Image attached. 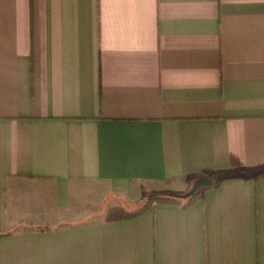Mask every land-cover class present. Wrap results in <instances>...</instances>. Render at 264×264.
<instances>
[{
    "label": "crops",
    "instance_id": "crops-1",
    "mask_svg": "<svg viewBox=\"0 0 264 264\" xmlns=\"http://www.w3.org/2000/svg\"><path fill=\"white\" fill-rule=\"evenodd\" d=\"M263 171L264 0H0V264H264Z\"/></svg>",
    "mask_w": 264,
    "mask_h": 264
},
{
    "label": "trees",
    "instance_id": "trees-1",
    "mask_svg": "<svg viewBox=\"0 0 264 264\" xmlns=\"http://www.w3.org/2000/svg\"><path fill=\"white\" fill-rule=\"evenodd\" d=\"M260 175H264V171ZM235 174H230L229 177H233ZM192 193L188 197H184L183 194H175L168 192H158L151 195H147L144 200L134 208L128 207H116L107 210L105 220L123 219L134 217L148 209L154 203H171L179 204L183 207L190 205L195 200V195ZM46 229V227L40 228Z\"/></svg>",
    "mask_w": 264,
    "mask_h": 264
},
{
    "label": "water",
    "instance_id": "water-1",
    "mask_svg": "<svg viewBox=\"0 0 264 264\" xmlns=\"http://www.w3.org/2000/svg\"><path fill=\"white\" fill-rule=\"evenodd\" d=\"M210 185V180L207 178H199L197 180H195L192 184V187L190 188V190L188 192H186L185 194H183L184 197H188L190 196L192 193L195 192V190L197 189V187L199 186H208Z\"/></svg>",
    "mask_w": 264,
    "mask_h": 264
},
{
    "label": "rangeland",
    "instance_id": "rangeland-1",
    "mask_svg": "<svg viewBox=\"0 0 264 264\" xmlns=\"http://www.w3.org/2000/svg\"><path fill=\"white\" fill-rule=\"evenodd\" d=\"M149 195H151V194H149Z\"/></svg>",
    "mask_w": 264,
    "mask_h": 264
}]
</instances>
